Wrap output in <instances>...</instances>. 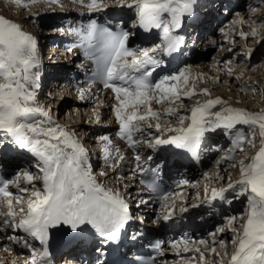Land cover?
I'll return each instance as SVG.
<instances>
[{
    "label": "snow or ice",
    "instance_id": "snow-or-ice-1",
    "mask_svg": "<svg viewBox=\"0 0 264 264\" xmlns=\"http://www.w3.org/2000/svg\"><path fill=\"white\" fill-rule=\"evenodd\" d=\"M51 2L55 3L56 0ZM116 2L135 13L140 28L159 31L162 44L153 47L152 53L161 47L165 55L179 49L183 38L174 33L181 26L182 19L192 15L194 0ZM13 3L28 6L27 0H13ZM88 8L89 11L104 10L102 0H92ZM244 23L243 19H239L233 25ZM239 34L246 40L249 35L255 36L256 30L253 29L251 33L241 31ZM128 36L127 32L98 30L94 22L87 26L86 34H81L82 40L99 52L95 57L99 66L98 79L105 89L115 94L117 106L113 112L121 138L131 145L134 143V134L142 133L145 127L160 131L163 126L161 121L165 117L169 118L165 120L168 124L172 118L176 120V126L165 129L175 135L168 139L156 138L154 145H173L196 155L206 133L224 130L225 135H233L229 154L218 160L217 164L229 161L228 167H238L239 179L235 184L229 182L227 188L212 190L214 199H223L224 192L229 189L234 191L237 199L246 197L245 212L241 216L244 222L240 229L234 227L235 217L229 221V230L233 232L230 241L232 252L229 255L226 251L221 253L216 247L207 246L201 249L187 241L180 242L182 251L199 253V264H212L206 258V252L220 257L215 264H264V108L250 113L226 107L227 102L219 97L210 98L209 88L198 93L195 85L202 77H193L187 69L178 75L151 82L150 77L160 61L149 51L137 55L128 50ZM39 68L37 41L34 37L17 23L0 17V141L6 140L30 153L35 158L37 169L36 173L23 171L13 180L0 179V231L10 229L12 232H23L26 237L44 246L38 253L33 250L26 264H44L51 228L67 226L76 231L83 226H91L103 240L116 241L129 220V207L120 193L105 189L92 176L86 150L75 133L54 121L50 110L38 104ZM225 74L232 75V68L227 63ZM216 82H219L218 78ZM86 94H90V87L78 89L80 100H84ZM200 96L206 98L203 103ZM193 98H196L195 104L185 110L186 114H180L182 99ZM178 101L181 103L173 107ZM165 102L168 106L163 113L154 110L153 104ZM217 106H220L219 109ZM237 126H245L247 132H242ZM101 139L106 142L109 140L107 136ZM245 145L256 149L255 154L237 161V154L246 156ZM104 152L107 161L110 153L107 148ZM117 155L119 160L124 159ZM136 159L139 160V156ZM205 178H208L207 174ZM216 179L222 177L217 174ZM21 180L30 187H20ZM34 181H40V186ZM144 183L142 180L141 184ZM11 185L26 193L27 199L9 191ZM145 186L151 191L156 190L154 183ZM171 216L172 211H167L164 219ZM222 231L217 229V232ZM6 238L14 243L20 242V238L15 235ZM198 243L204 245L205 241ZM180 245H171L177 256L180 255ZM24 246L28 247L26 239ZM219 247L224 249L225 242L220 241ZM0 264H3L2 260ZM176 264L185 262L178 260Z\"/></svg>",
    "mask_w": 264,
    "mask_h": 264
},
{
    "label": "rangeland",
    "instance_id": "rangeland-1",
    "mask_svg": "<svg viewBox=\"0 0 264 264\" xmlns=\"http://www.w3.org/2000/svg\"><path fill=\"white\" fill-rule=\"evenodd\" d=\"M75 2L78 0H74ZM82 1V0H81ZM84 1V0H83ZM86 1V0H85ZM116 0H107L105 1V3H102V7L108 9H111V6H115L114 8H119L117 5V2L114 4H110L106 3V2H113ZM46 0H27V7L24 6H20V5H16L15 3H13V0H0V17H3L11 22L17 23L18 25L21 26V28L28 34H30L31 36L34 37V39L37 41L38 40V36L37 35L40 31V28H42L41 26H39V22H37V20H34L37 17H40L42 15H50L51 13L54 12H50L51 9H56L57 6L60 5V2H62V0H56V2L58 3V5H56L55 3H46ZM89 2L91 3V1L89 0ZM56 5V6H55ZM71 8L76 7L74 4H70ZM73 6V7H72ZM111 7V8H110ZM121 7V6H120ZM124 8V7H121ZM211 9V8H210ZM73 10V9H71ZM75 10H79V9H75ZM80 11V10H79ZM85 11L81 10L80 12H77L76 14L79 16H85ZM75 12V11H73ZM130 13L132 14V18L133 15L135 16V13L131 10ZM257 14V15H261V13H263L260 17H257L255 20H253V17H249L250 14ZM42 14V15H40ZM230 15V14H229ZM127 16V18L130 17V14L125 15ZM55 19H62L61 16L60 17H54ZM132 18L131 21L133 20ZM239 19H243V21L245 22L243 25H233L234 21H237ZM63 20V19H62ZM129 20V19H127ZM204 21V20H203ZM224 23H226L228 25H230L229 28H224V27H217L215 28V30L212 32L211 36L207 39L205 38V41H208L206 44L208 45H204L203 47H201L202 51L200 52L201 55H203L202 59L204 60L203 62H197L196 57H194V61H192L191 63H194L193 65H186L184 67H182L183 69H181L179 72L184 71V70H188V72L191 73V75L193 77L196 76H200L202 77L201 81L196 83L195 85V90L199 93L202 89L204 88H209L211 90V97L212 99H215L217 97L221 98L222 100L226 101V107H231L234 109H238V110H244L250 113H254V112H258L260 109L264 108V0H242V4L240 6V8L235 12L232 11V14L227 17L226 19L223 20ZM233 25V26H232ZM39 28V29H38ZM223 28V29H222ZM255 29L256 30V35L252 36L249 35L248 38L242 39L240 37V32L243 31L245 33H251L252 30ZM224 34H223V33ZM36 33V34H35ZM208 34H206L207 36ZM236 36V38H234ZM37 37V38H35ZM231 39V40H230ZM40 41H37V45H39ZM47 49V48H46ZM45 49V50H46ZM249 50H250V54H249ZM200 51V49H199ZM198 51V52H199ZM55 54V53H53ZM223 55L220 59H216L214 60L213 57H215L216 55ZM62 55H59L58 53L55 54V57L58 59H62L64 62H66L65 59H67L65 57V59L63 57H61ZM228 64L231 68H232V75L228 76L225 74V64ZM204 66V67H203ZM179 72L177 74L174 75H178ZM224 72V73H223ZM255 72H258L259 74L257 75ZM172 76V74L170 75ZM219 76V77H218ZM227 77V78H226ZM237 77H239L237 79ZM214 78L215 82L218 78V83L216 82V84L210 87L207 86L211 80ZM243 80H242V79ZM56 76L54 77V79L48 84V88L47 86H45L44 88H47L48 91L46 89L42 90V92L40 93L39 91H37V93L39 94L38 97V104L43 106L45 108V110H50L51 112V118L56 121L58 124H60L61 126H64L66 129L72 131L75 133L76 138L78 139L79 143L84 147V148H89L91 151L94 150H98V151H104L105 148L108 149L109 153H110V161H114L116 158H118V156H114L113 150L116 148V145H114L112 143V140H108L107 142L102 140L101 137L103 136H108V133H105V131L103 130H107L108 127L107 126H112L113 124H116V120H115V114L113 112V108L115 106H117V101L115 99V95L112 94L114 96V98L112 99L111 97H102L99 96V98L96 99V101H91L89 103V106L85 107V110H91L92 114H85V115H80L79 113L75 114L72 108L68 107V109L71 112V115H66V110L64 112H62V108H60L59 110V105H62L63 101H65L62 97V90H64V88H62V86L59 85H54L57 84V82L55 81ZM248 79V80H247ZM246 81L243 83H241V81ZM240 82L243 87L242 88H236V85ZM249 82L251 83V85L249 84ZM59 83V82H58ZM207 84V85H206ZM247 84V86H246ZM250 85V86H249ZM53 86L58 87L57 89L55 88L54 91H52ZM191 81L189 83V87H191ZM255 91H252V90ZM50 91V92H49ZM52 91V92H51ZM47 93H51L50 97H46ZM54 95V97H53ZM48 96V95H47ZM48 98H53L55 101L53 103H49L46 102V100ZM195 99L193 98L192 100H188V99H182V103H183V107L179 109L180 114H186L185 110L186 109H190L194 104H195ZM201 103L204 102V100L206 99L203 96L199 97ZM103 100V105L101 106L99 104V101ZM55 103V104H54ZM181 103V101H178L176 105H172L173 107H176L177 105H179ZM56 105V108H53V106ZM98 105L99 109H98ZM167 102L162 103V104H153V108L154 110H157L161 113H163L164 108L167 107ZM220 106H217V109H219ZM94 108V109H93ZM93 109V110H92ZM217 109H213V111L217 110ZM58 110L61 112L58 114ZM58 114V115H57ZM96 114V115H95ZM190 114V113H187ZM93 116V117H91ZM70 120H74V121H81L83 122V129H85L84 133L85 136L83 134L82 130H78L79 128H73V126H66L67 122ZM97 121H96V120ZM169 118L165 117L164 120L161 121L162 123V128L160 131H157L155 128H152L154 131L156 130V133L154 132L153 135H150V137L147 138V136L143 137L144 139V143L142 142V148L143 150L146 149L147 151L154 152L152 150H158V148L160 147V145H154V141L156 138L159 139H168L170 136L175 135V133H170L167 132L165 129L169 126H176V120L174 118L171 119V123H165V120H167ZM83 120V121H82ZM87 120H94L89 121L88 123H86ZM90 122H92L95 125H90ZM97 122V123H96ZM62 123V124H61ZM85 123V124H84ZM243 128V132H247V128L245 126H239ZM87 128V129H86ZM94 130V131H93ZM102 130V131H100ZM220 131L216 132L219 133V135L222 134V141H212L210 142V144H212V146L217 147L218 145V151H216V153L211 154L210 157H208V165L204 166L203 169H205L204 171L199 170L200 168H202L201 166L199 167V169L197 167L193 166L188 169H192L190 173L189 170L187 169V177H186V181L184 182V185L182 187V185H180L181 188L177 187V191L174 192V194H172L170 196V198L165 199L164 202L157 207V210L154 214L153 217H155L156 219V223H161L162 222V218H164V216L167 214V211H172V215L174 214L175 216H178L177 214L179 213L180 215H184V213L186 214L185 216L188 217L189 214L191 213V211H195L194 214H192V219L194 217V219L198 220L199 223L201 220H203V216L205 214V208H206V213L209 214H216L219 213L220 210V205H218V203H225L226 205H234L237 204V208H234L235 210L232 212L231 214V218L235 217V221L234 223V227L239 230L240 229V225L243 224L244 220L241 219L242 214L245 212V203H246V197H240L239 199H237L235 197V193L229 194V192L227 193V190L224 192V198L221 199L219 198L216 202V209L214 211H209L204 205V202H202V199L206 198V196L210 193H212L213 189H217L220 190L222 188H227V185L229 182L235 184V182L239 179V170L238 167L237 168H226L224 169V173L221 174V172L217 167L215 168L213 164H215L217 162V160H220V158H222L220 156H217L218 154L221 155H228L229 154V149L231 148V142H227V135H225L224 130H217ZM141 136H143L142 134H140ZM148 135V134H146ZM215 138V135L212 136ZM221 137V136H220ZM110 138V137H108ZM91 140H94V142H91ZM208 140V136L206 137L205 141ZM91 142V143H90ZM258 143V141H257ZM150 144H153L154 146H150ZM246 148V156L244 155H239L237 154L236 156V160H240V159H247L250 158L252 155L255 154L256 149H252L249 148L247 145H245ZM141 149H138V151ZM124 151V150H123ZM100 152V153H101ZM125 152V151H124ZM159 152H157L156 154H158ZM124 154V153H123ZM141 152H139V158L141 157ZM153 154V153H152ZM125 155V154H124ZM124 157V156H123ZM88 158V156H87ZM156 158V157H155ZM154 158V159H155ZM28 159V158H27ZM205 159V158H204ZM215 160V161H214ZM30 160L28 159V162ZM214 163L211 165V162ZM27 162V163H28ZM118 162H120V160L118 159ZM129 162V160H128ZM35 163L36 162H32V163H28L26 165V163H24L21 167L20 170H18V173H22L23 171H30L32 173H36L37 169L35 167ZM89 163V161H88ZM125 158L123 160H121V165L122 166V171L121 172H115L112 175H104V180H100V185H102L105 189H111L113 191H118V192H130L133 189H129L127 190L126 187H123L122 185H130L133 184L132 181L128 180L133 177V173L131 171V168L133 166H125ZM230 162L227 161L224 163V165L228 166ZM133 164V163H132ZM210 164V165H209ZM25 165V166H24ZM92 164L89 163V167ZM24 166V167H23ZM108 166L109 164L106 163L104 164L100 171L102 172H106L108 170ZM225 166V167H226ZM18 165L17 168L18 169ZM90 169H92L90 167ZM216 169V170H215ZM113 170V169H112ZM111 170V171H112ZM220 172V173H219ZM17 173V174H18ZM15 174V175H17ZM205 174L208 175V178H205ZM219 174L220 177H222V179L217 180L216 179V175ZM101 175V174H100ZM107 176V177H106ZM101 179V178H99ZM96 178V180H99ZM22 183V181L20 182ZM34 183L37 186H40V181H34ZM30 187L28 185H25V183H23L22 185L20 184V187ZM18 189V188H17ZM205 189H207V192L205 191ZM204 193V194H203ZM16 196H22L25 198V200L27 199V194L26 193H21V192H16L14 191L13 193ZM179 194V195H177ZM206 194V195H205ZM203 203V204H201ZM201 204V205H200ZM24 206V205H21ZM202 208H204V211L201 212ZM181 209H187V212L185 211H181ZM208 211V212H207ZM220 215V214H219ZM230 215V214H229ZM226 217V216H220V219H218L217 223H212L211 222H207L206 220H203L204 222H207L208 228H206L205 230V235L202 237L201 240L205 241L204 246L207 248H211V247H216L217 250L221 253L223 252H227L229 255L232 252V245L230 243L232 236H233V232L231 231V235L228 238H224L222 241L225 242V248L221 249L219 247V242L221 241V238L217 240L214 239L215 243H213L211 240H213V237H210L213 235V231L218 228V227H222L224 228L225 225L229 226V221H230V217ZM190 217V216H189ZM210 217V216H209ZM246 218V217H245ZM228 223V224H227ZM204 232V231H202ZM4 233H8L6 236L8 235H15L17 237H19L20 239L23 238L24 236H22L20 234V232H12L11 230H6V231H0V234L2 236H5ZM4 240V239H3ZM24 240V239H23ZM2 241V240H0ZM10 244L12 241H9ZM212 242V243H211ZM8 243L7 238L5 237V241L4 244ZM14 243V242H12ZM211 243V244H210ZM203 246V245H202ZM209 246V247H208ZM1 247V246H0ZM4 247V246H3ZM203 247V248H205ZM5 248V247H4ZM202 248V249H203ZM0 260H2L3 262L8 261L9 262V257H5L4 255V251L2 252V250H4L3 248H0ZM7 249V248H6ZM23 251V249H22ZM2 252V253H1ZM191 254V252H189ZM207 253V252H206ZM7 254V253H6ZM198 254V253H197ZM185 255H188V253H185ZM215 255V254H212ZM206 256H209L206 255ZM170 258L169 257L166 259V261ZM208 259V258H207ZM214 259V261H212ZM211 259L209 257V261H212V264H215V262L217 260L220 259V257L216 256ZM178 260H183L185 262V264H199V258L196 257V255H194L192 258L189 257H171V260H169L168 262L165 261V264H176V262Z\"/></svg>",
    "mask_w": 264,
    "mask_h": 264
},
{
    "label": "bare ground",
    "instance_id": "bare-ground-1",
    "mask_svg": "<svg viewBox=\"0 0 264 264\" xmlns=\"http://www.w3.org/2000/svg\"><path fill=\"white\" fill-rule=\"evenodd\" d=\"M47 2L46 3H52L51 2V0H46ZM82 2H85L86 3V1L84 0H82ZM217 2V1H216ZM195 3H196V0H194V3H193V11H192V14H194V17H196V15L195 14H197V9L199 8V7H196V5H195ZM54 4V3H53ZM55 4L56 5H58V3L57 2H55ZM70 4H76L75 6L76 7H74V8H71V5ZM55 5V6H56ZM198 6V5H197ZM73 7V6H72ZM108 7V6H107ZM103 8L104 10H102V11H96V10H92V11H89V9L88 8H86V11H85V13L86 14H94V13H106V12H112V13H114V14H120V16L122 17L121 19H123V18H125L126 20L128 19L127 18V16H124V14L125 15H128V14H130V11L131 10H129L128 8H126V7H124V8H121L120 6H119V8H114V9H108V8ZM112 7V6H111ZM110 7V8H111ZM71 9H73V10H71ZM75 9H79L80 11L81 10H84L82 7H80L79 6V4H78V2L76 1H74V0H62V2H60V5L59 6H57L56 7V9L54 8V9H51L50 10V12L52 11V12H54V13H51L50 15H48V17H47V15H42V14H40V15H42V16H40V17H37L36 16V18L34 19V20H37L39 23H42V21L44 20V19H51V22H53L54 23V17H60L61 16V18L64 20V19H68V20H71V19H77V18H80L81 16H79V14L77 15L76 13L77 12H80L79 10H75ZM111 10H113V11H111ZM73 11H75V12H73ZM209 12H211V11H209ZM263 13H261V15H262ZM261 15H257V14H255V13H253V14H250L249 15V17H253L252 19L253 20H255L257 17H260ZM192 16V15H191ZM190 16V17H191ZM214 16V15H213ZM85 17V16H84ZM193 17V16H192ZM133 21H135V23L133 24V28H132V30L135 32V35H132V39L131 40H137L139 43H141V44H144L145 46H150L149 44V42H151L152 41V39L150 40L148 37H150V34L155 30V29H152V30H150V31H145L144 29H142V28H140L139 26H138V24H137V21H136V17L134 16L133 18ZM184 19V18H183ZM182 19V20H183ZM63 20H62V22H63ZM129 20H131V19H129ZM204 20V21H203ZM184 21V20H183ZM198 25H196L195 27H193V29L194 30H197L198 28L197 27H200V28H202L203 29V27H204V30H202V32H203V36H201V31L199 32V37L201 36V38H200V44H202L204 41H205V38H207V37H205V35L206 34H208L207 32H205V31H207L208 29V25H207V23H209L208 22V19H200V18H198ZM227 24L226 23H224V21H221V23H220V25L219 26H222V27H226V28H229L230 27V25H228V26H226ZM238 26H239V24H237ZM233 26V25H232ZM223 29V28H222ZM199 30V29H198ZM211 30V29H210ZM50 33H52V31H50ZM223 33V32H222ZM196 34V33H195ZM194 34V36L196 37V35ZM224 34V33H223ZM52 35V34H51ZM50 35V36H51ZM54 35H56V34H54ZM54 35H52V38L54 37ZM209 35V34H208ZM205 37V38H204ZM35 38H37V37H35ZM52 38H50V39H52ZM234 38H236V36L234 37ZM231 40V39H230ZM45 51H48L49 53H51L52 52V49H51V51H50V49L49 48H47ZM151 51V50H150ZM199 51V50H198ZM195 52L193 55H192V57H191V59L187 62L188 63V65H190V64H194V63H191L192 61H194L193 59H194V57H196V59H198L199 58V60H196L197 62H203L204 60L202 59V57H203V55H201V53H200V51L199 52ZM73 56H74V53L73 52H68L67 54H63L61 57H63L64 59H65V57L67 58V59H65L66 60V62H64L61 58L60 59H58V58H56L55 57V54H48V56L46 57V61H47V63H46V65H43L42 66V68L44 69V68H46V70H47V72L48 73H51V75L53 76V77H55V76H57V75H60L62 72H64L63 71V69L65 70V71H67V72H69V71H71L72 70V67H73V65H75V61H73L74 60V58H73ZM223 55H221V54H219V55H216L215 57H213L214 58V60H216V59H220L221 57H222ZM224 57V56H223ZM196 61H194V62H196ZM66 63H69L68 65L66 64ZM77 63V62H76ZM46 66V67H45ZM76 67H78V65H76ZM204 67V66H203ZM74 68H75V66H74ZM76 69V68H75ZM183 69V68H182ZM41 69L39 68V71H40ZM178 70V69H177ZM177 70H175V71H177ZM185 71V70H184ZM173 72V71H172ZM182 72V71H181ZM76 73H77V71H76ZM168 73V72H167ZM224 73V72H223ZM257 75L259 74L258 72H255ZM219 77V76H218ZM44 78H46L45 76H44ZM227 78V77H226ZM242 79V78H241ZM243 80V79H242ZM248 80V79H247ZM244 82H246L245 80L244 81H241V83H243V85H244ZM238 83V82H237ZM240 82L236 85V88L238 89H240V88H242L243 87V85L241 84ZM61 85L62 86V88H64V90H62V97H63V99L65 100V101H63V103H62V105H59V110H60V108L61 107H63L62 108V112H64L65 110L67 111L66 112V115H71V112H70V110L68 109V107H70V108H72L74 111V113L76 114H80V115H85V114H92V112H91V110H85L84 108L85 107H87V106H89V103L91 102V101H96V99L97 98H99V96H97L96 97V93H93L92 91H93V89H96V88H91L90 89V94H86V96H85V99L84 100H80L79 98H78V91L77 90H74L71 86H70V84H68V83H58L57 82V84H55L54 83V85ZM216 84V82H215V80H214V78L211 80V82L207 85V86H212L213 85V87H214V85ZM249 84L251 85V83L249 82ZM41 86H40V88L42 89V88H44V85L46 86V83H42L41 82V84H40ZM249 85V86H250ZM246 86H247V84H246ZM55 88L57 89L58 87H55V86H53V88H51V89H53L52 91H54L55 90ZM38 91V90H37ZM51 91V92H52ZM50 92V91H49ZM104 94H105V97L106 96H108V98L109 97H111V95H106L107 93H105V92H103ZM50 94L51 93H47L46 94V97H50ZM99 94V93H98ZM48 95V96H47ZM52 95V94H51ZM100 96H101V94H100ZM38 97H39V94L37 93V100H38ZM53 97H54V95H53ZM55 100L53 99V98H48L47 100H46V102H49V103H53ZM38 102V101H37ZM56 102V101H55ZM103 100H101V101H99V104L102 106L103 105ZM55 104V103H54ZM100 105H98V109H99V106ZM168 106V105H167ZM53 108H56V105H54L53 106ZM94 109V108H93ZM92 109V110H93ZM58 110V114L59 113H61L60 111ZM57 114V115H58ZM60 115V114H59ZM96 115V114H95ZM91 117H93V116H91ZM96 120V119H95ZM83 121V120H82ZM89 121H92V120H87L86 121V123H88ZM94 121V120H93ZM92 121V122H93ZM97 121V120H96ZM67 122V124H66V126H67V128H68V126H73V128H79L78 130H82L83 131V134H84V136H85V129H83V122H81V121H74V120H70V118H69V121H66ZM92 122H90V125H95V124H93ZM97 123V122H96ZM62 124V123H61ZM85 124V123H84ZM64 127V126H63ZM242 132H243V128L242 127H239V126H237ZM87 129V128H86ZM94 131V130H93ZM156 133V130L154 131L153 129H148V128H144L143 129V132L141 133H138V137H139V134H142L143 136H147V138L148 137H150V135H153V133ZM146 134H148V135H146ZM222 136V135H221ZM214 138V137H213ZM220 138V135H219V133H215V138L214 139H219ZM215 140V141H216ZM232 140H233V135H227V142H231L232 143ZM207 141H209V140H207ZM207 141H205L204 140V145H206L208 142ZM91 142H94V140H91ZM90 142V143H91ZM121 145V144H120ZM122 146V145H121ZM123 147V146H122ZM204 147V146H203ZM231 147H232V144H231ZM136 148V147H135ZM87 149H89V148H85V150H86V153H87V156H88V150ZM125 150V149H124ZM126 151V150H125ZM146 151H147V149H146ZM124 154H128V152L126 151V152H124ZM104 155V154H103ZM219 156V158H220V156L222 157H224V155H218ZM137 157V156H136ZM136 157L134 158L135 159V167H136V169H140V166H142V167H144L145 165H143V163H144V159L143 160H137L136 159ZM156 157V158H155ZM161 157V154L160 153H158V154H155V156L153 157V159H152V162H156L159 158ZM155 158V159H154ZM205 158V159H204ZM29 159V158H28ZM28 159L26 158L24 161H26V162H28ZM201 161H200V166L202 167V168H200L199 169V167L198 166H193V165H191V166H188V167H197L199 170H205V169H203L204 168V164H205V166H206V164L208 165V160H207V158L205 157V156H202L201 158ZM220 160H221V158H220ZM215 161V160H214ZM214 161L213 162H211V165L214 163ZM218 161V160H217ZM16 161H14V163H10V165H14V164H16L15 163ZM25 162V163H26ZM225 162H227V161H224V162H222V163H220V164H217V162L215 163V164H213L214 165V167L216 168H218L220 171H223V172H221V174H223L224 173V169H226V168H230V167H228V166H226V165H224V163ZM92 164V163H91ZM210 165V164H209ZM226 166V167H225ZM14 167V166H13ZM17 167V166H16ZM16 167H14V169H16ZM12 168V167H11ZM92 170V169H91ZM189 170V173L191 172V170L190 169H188ZM216 170V169H215ZM116 170L114 169V170H112L111 172H110V174H112V173H114ZM188 172V171H187ZM220 173V172H219ZM92 174V173H91ZM107 175V174H106ZM92 176L94 177V179L96 180V178L97 179H99V178H101V180H104V175L103 174H101V176H95L94 174H92ZM104 176V177H103ZM136 176V175H135ZM107 177V176H106ZM134 179H136V178H134ZM22 181V180H21ZM24 182L22 181V183H20L21 185L23 184ZM135 185H136V183H135ZM123 187H127L126 185H122ZM130 186V185H129ZM177 187H180V186H177ZM176 187V188H177ZM134 188V187H133ZM175 188V189H176ZM132 189V188H131ZM130 189V190H131ZM18 191V189H17V187L15 186H13V191ZM128 190H129V188H128ZM18 192H20V191H18ZM229 192V194H232V193H234V191L233 190H231L230 189V191H227V193ZM22 193V192H21ZM204 194V193H203ZM206 195V194H205ZM201 205V204H200ZM218 205H220V210H219V213H216V214H214V215H212V214H209V213H206V208H205V214H204V216L202 217L203 218V220H206L207 222H211V224L212 223H217V221H218V219H220V216L222 217V216H226V217H228V215H229V217L231 216V214H232V212L235 210L234 208H237V207H235V206H237V204H234V205H226L225 203H218ZM137 208H140V206H138ZM204 211V208H202V210H201V212H203ZM208 212V211H207ZM195 213V211H191V213L189 214V216L187 217V219H188V224L190 225V226H192V228H194V230L193 231H191L192 233L193 232H202V231H205L206 230V228H208V226H210V225H207V222H204L203 220H201L200 221V223H199V225H197V224H195L194 222H195V219H194V217H193V219H192V214H194ZM220 214V215H219ZM233 214H234V212H233ZM233 214H232V216H233ZM178 216H174L175 217V219H177V218H179V217H181V215L178 213L177 214ZM210 216V217H209ZM174 217H172V218H174ZM231 218V217H230ZM175 222V221H174ZM228 224V223H227ZM217 229H223V231L222 232H217ZM3 232V231H2ZM216 234L215 236H210V237H213V240H211L212 242L214 241V239L215 240H217L218 241V239L219 238H221V241L224 239V238H228L230 235H231V231L229 230V226L228 225H225V227L224 228H222V227H218V228H216L214 231H213V234ZM22 239H26L27 240V237H23ZM211 242V243H212ZM210 243V244H211ZM8 248H11L13 251L12 252H16V253H18V254H20V253H22V248L19 250L18 249V247H16V246H14L13 244H12V246L9 244V243H6L5 244ZM203 247H205L204 245H203ZM209 247V246H208ZM7 248V249H8ZM174 254L176 255V251H174ZM169 255H172L171 253H169V252H167V254L164 256L165 257V260H162L161 261V264H165V261H166V259L169 257ZM205 255H208V253H205ZM177 256V255H176ZM209 257L211 258V259H213L214 257H215V255H209V256H206V258H208V260H209ZM212 261H214V259L212 260ZM211 261V262H212ZM20 263H22L21 261L19 262V263H17V264H20ZM213 263V262H212ZM3 264H7L6 262H3ZM59 264H62V262L60 261V263Z\"/></svg>",
    "mask_w": 264,
    "mask_h": 264
}]
</instances>
